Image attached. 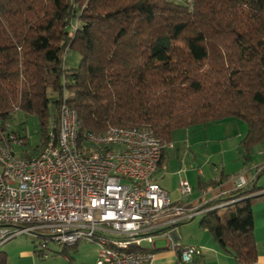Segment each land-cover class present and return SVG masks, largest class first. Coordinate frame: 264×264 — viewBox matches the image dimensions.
<instances>
[{
	"label": "trees",
	"instance_id": "trees-1",
	"mask_svg": "<svg viewBox=\"0 0 264 264\" xmlns=\"http://www.w3.org/2000/svg\"><path fill=\"white\" fill-rule=\"evenodd\" d=\"M62 103L79 135L145 125L169 142L179 129L237 117L248 160L264 144V0H0V136L24 144L11 119L33 115L41 146L24 157L38 155L56 140ZM260 189H237L216 200H232L223 211L201 214L236 264L257 259L252 206L264 194H248Z\"/></svg>",
	"mask_w": 264,
	"mask_h": 264
},
{
	"label": "built area",
	"instance_id": "built-area-1",
	"mask_svg": "<svg viewBox=\"0 0 264 264\" xmlns=\"http://www.w3.org/2000/svg\"><path fill=\"white\" fill-rule=\"evenodd\" d=\"M20 145L12 132L0 136V246L22 234L62 247L84 240L98 246L95 264H151L155 237L161 235L168 247L178 249L182 262L191 263L199 249L179 246L171 231L232 201L216 202L223 195L217 186L212 188L214 203L188 201L192 187L185 179L178 183L184 199L171 200L153 175L173 141L160 139L145 125L79 135L76 112L65 103L55 141L50 136L47 146L30 157L17 155ZM38 249L41 256L49 255L45 241Z\"/></svg>",
	"mask_w": 264,
	"mask_h": 264
},
{
	"label": "rangeland",
	"instance_id": "rangeland-1",
	"mask_svg": "<svg viewBox=\"0 0 264 264\" xmlns=\"http://www.w3.org/2000/svg\"><path fill=\"white\" fill-rule=\"evenodd\" d=\"M66 60L73 62V60H77V56L72 51H67ZM11 125L13 129L25 135V143L15 146L17 155L24 157L35 153L40 148L41 136L35 116L15 111ZM246 132V123L237 117H226L205 126L192 125L186 129H179L174 132L173 146L164 150L166 158L161 168L154 173V177L158 180L164 179L172 187H178L181 179L187 180L193 189V193L191 192L187 197L190 200L208 187L207 181L219 176L222 166L225 167V171L233 173L237 169V165L238 167L243 166V162H245V167H252V164L263 162L264 144L254 147L248 160L244 161L241 158L236 160L239 153L235 147ZM220 137L225 139L219 141ZM251 170L253 171V169ZM233 175L234 173L230 177ZM259 177L256 181L259 184L264 183V173ZM199 182L203 185L202 188H200ZM224 209L225 207H221L219 211ZM201 218L202 215L198 214L192 220L190 219V222H198ZM158 238L163 237H157L155 242L162 243V240H158ZM12 240L26 243L31 247L34 245L39 247L40 243L45 241L49 250H60L62 247L53 240L31 234L18 235ZM0 250H4L3 247Z\"/></svg>",
	"mask_w": 264,
	"mask_h": 264
},
{
	"label": "crops",
	"instance_id": "crops-1",
	"mask_svg": "<svg viewBox=\"0 0 264 264\" xmlns=\"http://www.w3.org/2000/svg\"><path fill=\"white\" fill-rule=\"evenodd\" d=\"M238 137L240 138V134ZM224 139V137H220L219 141ZM240 140L238 141V145L235 147L238 153ZM165 153L166 152L164 151L160 160V165L156 167V170L161 168L166 158ZM238 155L239 157L237 156V161L241 158L240 154ZM243 163L245 164V162ZM244 164V167H238L237 165V169L233 172L234 175L231 177L230 175L233 173L225 171V167L222 166L219 176H215L209 180L216 182L215 185L223 191L222 198H226L231 192L237 189L245 190L248 187L253 188V180L256 173L261 171L259 176L264 173V160L259 164H252V167H245ZM251 169H253V171ZM153 178L168 192L169 197L171 196V200L181 201L184 199L182 198L178 187H172L166 183L164 179L158 180L154 177V175ZM239 182H241V185H238ZM258 184V181H256L255 185ZM215 185H208L207 188L203 189L205 191L202 190L198 196L187 200L199 202L198 200H202L203 198V201L206 203L216 200V198H213L214 192L212 191V188ZM199 186H201L200 188L203 187L200 182ZM258 186H262V189L251 192L248 196L264 194V183H261ZM260 197L261 198L255 200L252 206L253 234L258 255L256 261L251 264H264V195ZM191 220L189 219L177 224L171 231V236L173 241H176L179 246L191 245L199 249V253L195 255L194 260L191 263L182 262L178 249L168 247L166 237L158 235L155 237V240L159 236L164 239L158 238V240H162V243L158 244L155 242V249L153 250L154 259L151 264H236L235 258L218 245L208 230L200 226L201 219L198 222H190ZM11 239L0 246V248L3 247L4 249L0 251H3L6 254V264H95L98 258V246L84 240H81L69 247H61L60 250H50L48 256H41L36 245L31 247L30 245L20 241L14 242L12 240V242ZM62 250L65 252L62 253Z\"/></svg>",
	"mask_w": 264,
	"mask_h": 264
},
{
	"label": "water",
	"instance_id": "water-1",
	"mask_svg": "<svg viewBox=\"0 0 264 264\" xmlns=\"http://www.w3.org/2000/svg\"><path fill=\"white\" fill-rule=\"evenodd\" d=\"M256 182H254L253 187L255 186Z\"/></svg>",
	"mask_w": 264,
	"mask_h": 264
}]
</instances>
